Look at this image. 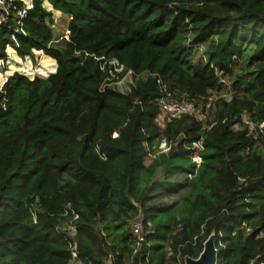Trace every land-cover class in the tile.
<instances>
[{"label":"trees","instance_id":"16d2710c","mask_svg":"<svg viewBox=\"0 0 264 264\" xmlns=\"http://www.w3.org/2000/svg\"><path fill=\"white\" fill-rule=\"evenodd\" d=\"M8 1L0 64L16 34L29 72L0 76V264H74V244L83 264H180L213 233L218 264L264 260V133L238 128L243 113L264 122V0H48L70 16L61 40L46 0ZM222 78L232 97L210 120L160 126L168 91L205 110ZM173 173L191 174L181 202L146 204ZM140 211L152 247L131 259Z\"/></svg>","mask_w":264,"mask_h":264},{"label":"built area","instance_id":"2783aa9c","mask_svg":"<svg viewBox=\"0 0 264 264\" xmlns=\"http://www.w3.org/2000/svg\"><path fill=\"white\" fill-rule=\"evenodd\" d=\"M11 5H12V2H9L8 0H0V28L2 27V25L6 24L5 21L7 20V17L10 13ZM18 15H19L18 16L19 19L17 22L16 31L19 32V34H21L23 36L25 34V30H24L23 25H24V19L26 18L25 17L26 16V10L24 9L23 11H19ZM11 38H12V40L7 44V48H9L11 46L17 48L20 45L19 38L17 37L16 34L12 35ZM8 56H9V54H7V57ZM112 63L117 64L118 62L112 61ZM4 68H5V63L3 60V63L0 64V72L1 71L3 72ZM120 68L122 69V67H120ZM128 73H131V72H128ZM133 81H134V79H133ZM133 81L131 80L127 83L126 90L121 89L119 91L122 93L127 92V90L130 89V84L133 83ZM222 82H224L227 85L226 90H230L231 94H232L231 82L227 79H224V78H222ZM225 94L226 93L223 92V94H219V96H213V95L210 96L209 104L213 103L218 97H222V96L226 97ZM226 98H228V97H226ZM230 98H228V99H230ZM159 103L161 105L162 113H164L168 117V121L171 120L172 118L180 117L183 114H192L195 116H197V115L200 116L199 115L200 113L198 114V111L200 112V110H199V108H197L195 100L194 101L192 99L188 100L184 96L183 97L175 96V95L171 94L169 91L166 93V95H164V97H162L159 100ZM238 128L246 129L250 135L254 134V135L258 136L259 132L264 133V122H261V123L256 122L250 117V115H248V113H243L242 114V122L240 123ZM192 147L196 149V152L193 154V158L195 161L200 163L202 161V157H200L198 155L197 150L202 147L201 141L193 142ZM77 217H78V214L74 213V218L76 219ZM150 225H151V223L146 220L145 215L142 211L138 212L137 214H135L134 216H132L130 218L127 226H128V229H129L130 234L132 235L133 241H134L132 244L131 259H133V256L136 255L137 253H139L143 249L146 250L145 258L146 259L149 258L150 248L152 247V243H150L147 240V236L149 234V228L148 227ZM66 227H67L66 229L68 231H72V225L71 224H69V226H66ZM260 235H262V233ZM217 240L221 246H224V243H223L222 239H220V238L216 239V248H217V255H218L219 248L217 247ZM72 255H73L72 263L73 262H80L78 260V251H77L76 244H74L72 247ZM218 262H219V260H218ZM80 263L83 264L82 262H80ZM184 263H185L184 259L180 261V264H184ZM251 264H264V260H260V258L256 257L255 260Z\"/></svg>","mask_w":264,"mask_h":264},{"label":"rangeland","instance_id":"374dc122","mask_svg":"<svg viewBox=\"0 0 264 264\" xmlns=\"http://www.w3.org/2000/svg\"><path fill=\"white\" fill-rule=\"evenodd\" d=\"M45 7L48 10H51L53 13L54 17V22L53 24H51V26L53 27V30L55 32V37H57L59 40L63 39L64 37H68V25H69V21H70V16H68L67 14H62L60 11L54 9L52 7V4L46 0L44 2ZM19 47V46H18ZM17 47V48H18ZM15 47H9L7 48V54H9L8 56V61L5 62V68L3 70V72H0V76H2V79L4 80V83L6 82V78L12 74L13 72H15L16 70L18 71H22L25 73H28L29 71L26 69L23 71V66H20V64H24V61L26 60H22L20 58H17L14 56L15 54V50L17 48ZM43 53H39V54H35V66L34 68H31L32 71L36 70V67H38L42 61H43ZM113 64V63H112ZM12 65H15L17 69L13 68ZM114 66H117V64H114ZM115 71L120 72L122 69L120 67H116L114 68ZM113 78H116L117 75L116 74H112ZM134 77L131 75V73H127V75H125L122 79L117 80V81H113L111 84L116 86L118 90L121 89H125L127 87V83L129 81H133ZM3 83V85H4ZM232 90V88H231ZM233 92V90H232ZM226 97L230 98L232 96L231 91L230 90H226ZM223 94V93H222ZM213 96H219V94L215 93L213 94ZM213 103H210L207 105V107H205L204 109L206 110H202L204 103L199 102V110L200 111H204L203 114L200 113V119H203L205 121L210 120L214 115H213ZM168 122V117L162 113L159 118H158V123L160 124V126L162 128L165 127L166 123ZM160 148H162V150L167 151V145L166 142L163 141L160 146ZM150 159V158H149ZM191 174H180V173H173L170 178L173 180L171 185L167 186V187H163V186H159L156 187L153 192L150 194V197L147 200L148 205H152V204H163V205H169V206H177L180 202H181V194L186 192L188 190L187 188V184L189 181ZM182 186V187H181ZM74 264H81L80 262H73Z\"/></svg>","mask_w":264,"mask_h":264},{"label":"water","instance_id":"95a60500","mask_svg":"<svg viewBox=\"0 0 264 264\" xmlns=\"http://www.w3.org/2000/svg\"><path fill=\"white\" fill-rule=\"evenodd\" d=\"M82 58V57H80ZM216 235L211 234L204 243V248L198 257L185 256L186 264H218V255L216 248Z\"/></svg>","mask_w":264,"mask_h":264}]
</instances>
